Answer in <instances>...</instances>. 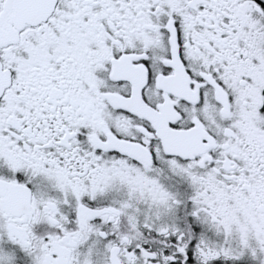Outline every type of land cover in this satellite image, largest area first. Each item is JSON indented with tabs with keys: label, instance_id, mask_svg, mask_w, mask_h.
Here are the masks:
<instances>
[{
	"label": "snow or ice",
	"instance_id": "snow-or-ice-1",
	"mask_svg": "<svg viewBox=\"0 0 264 264\" xmlns=\"http://www.w3.org/2000/svg\"><path fill=\"white\" fill-rule=\"evenodd\" d=\"M0 264H264V0H0Z\"/></svg>",
	"mask_w": 264,
	"mask_h": 264
}]
</instances>
